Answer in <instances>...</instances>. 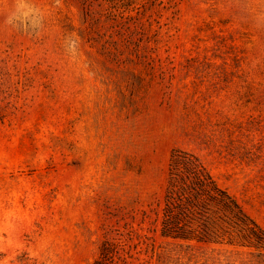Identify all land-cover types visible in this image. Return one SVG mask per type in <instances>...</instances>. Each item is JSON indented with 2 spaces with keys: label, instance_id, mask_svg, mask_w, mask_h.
I'll return each mask as SVG.
<instances>
[{
  "label": "rangeland",
  "instance_id": "374dc122",
  "mask_svg": "<svg viewBox=\"0 0 264 264\" xmlns=\"http://www.w3.org/2000/svg\"><path fill=\"white\" fill-rule=\"evenodd\" d=\"M178 151L264 229V0H0V264H264L160 236Z\"/></svg>",
  "mask_w": 264,
  "mask_h": 264
},
{
  "label": "trees",
  "instance_id": "16d2710c",
  "mask_svg": "<svg viewBox=\"0 0 264 264\" xmlns=\"http://www.w3.org/2000/svg\"><path fill=\"white\" fill-rule=\"evenodd\" d=\"M160 236L189 246L191 242L252 248L264 254V229L251 218L192 153L172 154L158 215ZM117 248L102 242L92 264H115Z\"/></svg>",
  "mask_w": 264,
  "mask_h": 264
}]
</instances>
